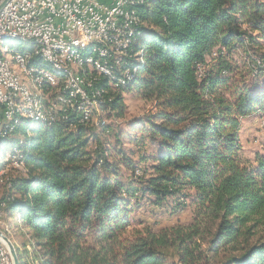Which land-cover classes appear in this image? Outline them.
I'll return each instance as SVG.
<instances>
[{
	"label": "trees",
	"instance_id": "obj_1",
	"mask_svg": "<svg viewBox=\"0 0 264 264\" xmlns=\"http://www.w3.org/2000/svg\"><path fill=\"white\" fill-rule=\"evenodd\" d=\"M135 1L145 65L127 93L155 104L139 124L156 153L141 170L123 152L109 161L97 130L111 128L80 123L77 110L31 133L21 122L13 136L26 172L6 179L0 200L28 231L21 263L264 264V154L247 159L240 139L243 120L264 112V3ZM105 89V110L122 118L126 92ZM145 198L173 213L190 200L193 222L138 229L134 204Z\"/></svg>",
	"mask_w": 264,
	"mask_h": 264
},
{
	"label": "bare ground",
	"instance_id": "obj_2",
	"mask_svg": "<svg viewBox=\"0 0 264 264\" xmlns=\"http://www.w3.org/2000/svg\"><path fill=\"white\" fill-rule=\"evenodd\" d=\"M129 1L121 0V2ZM135 4L136 1L131 0L132 21L139 26L140 19L134 9ZM139 35V29H133L134 37L130 40V47L129 42H122V50H129L126 52L125 68L110 61H100V70L105 74L96 72L91 64L82 63V61L111 60V51L102 49L99 43H87L81 46L66 42V45L56 47V54L67 56L65 67L43 51V40L30 39L25 35L0 37V67H6L10 79L13 80V91H15V96L11 99V111L8 113L9 134L7 138L0 139V177L5 175V171L2 170L5 161L18 170H25L21 151L16 149H12L10 153L3 151L5 142L13 137L15 128L21 122L26 121L29 124L30 132L34 126L51 125L58 114H61L63 119H67L68 115H63L60 111L48 112L49 102L64 99L61 102L62 111L77 110L80 123L87 124L83 121L88 119L89 123L92 122L97 102H93L90 98H82V85L91 88V95L99 102L106 92V86L114 88L113 85H117L118 89H125L133 85L140 68L145 65L144 49L135 51ZM13 41L21 42L23 46L9 47V43ZM6 51L10 53L11 61L7 60ZM123 75H126L125 78ZM48 92H53V96ZM76 100H82V103ZM105 125L106 123H102V126Z\"/></svg>",
	"mask_w": 264,
	"mask_h": 264
},
{
	"label": "built area",
	"instance_id": "obj_3",
	"mask_svg": "<svg viewBox=\"0 0 264 264\" xmlns=\"http://www.w3.org/2000/svg\"><path fill=\"white\" fill-rule=\"evenodd\" d=\"M3 1L0 0V4ZM133 29L139 27L132 21L131 0H10L0 12V37L25 35L30 39L43 40V51L65 67L67 56L56 54V47L66 45V42L81 46L101 44L102 49L111 51V60L82 61L83 64H91L100 74H105L100 70V61H110L125 68L126 52L129 50H122V42H129L130 47ZM33 75L38 76L36 73ZM113 86L118 89L117 85ZM13 96V80L6 67H0V139L7 138L9 134L8 113ZM82 98L97 102L98 127L100 123H106V103L99 102L91 95V88L84 85ZM63 101L49 102L48 112L57 110L63 115L72 114V111H62ZM76 101L82 103V100ZM83 122L89 124L88 119ZM3 216L4 207H0V220ZM0 264H13L8 248L1 241Z\"/></svg>",
	"mask_w": 264,
	"mask_h": 264
},
{
	"label": "rangeland",
	"instance_id": "obj_4",
	"mask_svg": "<svg viewBox=\"0 0 264 264\" xmlns=\"http://www.w3.org/2000/svg\"><path fill=\"white\" fill-rule=\"evenodd\" d=\"M260 1L264 3V0ZM9 44V47L23 46L21 42L17 41L10 42ZM6 54L7 60L9 59V61H11L10 53L6 51ZM130 88L112 91L126 92L123 94L126 109L122 118H119L115 113H106L104 118L106 125L102 126V123H100L98 127V114L95 111L93 120L90 124L98 128H105L107 126L111 128V134L109 135H103L101 131L97 130V136L104 144L109 161L116 163L120 162L122 159L121 153L123 152L128 158L135 162L139 168L138 170H141L144 169L147 164H150V162H144L143 159L154 155V153H156V146L149 139H142L143 135L140 132L141 127L139 123L146 124L149 117L155 113L156 109L155 104L152 102L142 100L136 96L135 93H127ZM48 93L53 96V92ZM136 126L139 127L136 128ZM40 129L37 130L36 133L39 132ZM19 137L20 136H13L5 142L4 153H10L12 149L19 148L14 144ZM20 139L22 140V138ZM240 139L243 145L244 156L247 159L253 161L257 153L264 154V112L243 120ZM97 145L94 139H92L90 149L92 151L96 150V147H98ZM6 163L5 161L2 165V170L5 171L6 175L4 176V180H2V182L0 181V200L5 195L6 187H10V182H7L6 179L9 177L13 180L15 177L19 176L20 173L26 172V169L18 170L9 163ZM140 172L141 171H137L136 175L138 176ZM121 173L125 183L131 179L130 171L124 166H121ZM134 206L135 213L132 219L135 227L142 229L149 226L155 231L167 229L176 225L191 224L196 210V207L191 204L190 200L188 201L187 208L178 213H173L171 207L166 205L162 207L156 206L147 198L140 201L139 207H137V204H134ZM1 222L0 230L12 240L17 249L21 252L32 250L30 238L26 235L28 231L18 226V216L16 213L12 212L8 216L5 214ZM30 264H33L32 261H30Z\"/></svg>",
	"mask_w": 264,
	"mask_h": 264
},
{
	"label": "water",
	"instance_id": "obj_5",
	"mask_svg": "<svg viewBox=\"0 0 264 264\" xmlns=\"http://www.w3.org/2000/svg\"><path fill=\"white\" fill-rule=\"evenodd\" d=\"M9 1L10 0H4L0 4V12L2 11V9L6 6V4ZM0 241L8 248L13 264H22L15 244L1 230H0Z\"/></svg>",
	"mask_w": 264,
	"mask_h": 264
},
{
	"label": "crops",
	"instance_id": "obj_6",
	"mask_svg": "<svg viewBox=\"0 0 264 264\" xmlns=\"http://www.w3.org/2000/svg\"><path fill=\"white\" fill-rule=\"evenodd\" d=\"M0 223H2L1 220H0Z\"/></svg>",
	"mask_w": 264,
	"mask_h": 264
}]
</instances>
